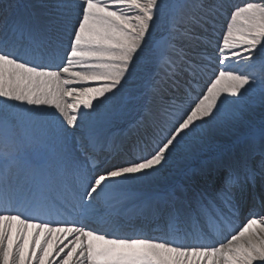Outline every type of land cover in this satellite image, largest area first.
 <instances>
[{
  "label": "snow or ice",
  "instance_id": "1",
  "mask_svg": "<svg viewBox=\"0 0 264 264\" xmlns=\"http://www.w3.org/2000/svg\"><path fill=\"white\" fill-rule=\"evenodd\" d=\"M17 8L0 6V264H264V214L232 227L257 182L264 194V121L247 125L241 157L214 187L144 191L178 159L220 151L212 133L245 125L251 105L264 104V0ZM241 61L246 71L227 67ZM201 71L212 74L197 88ZM141 73L150 117L110 149L115 159H101ZM41 144L47 154L36 159ZM21 168L25 182L12 175Z\"/></svg>",
  "mask_w": 264,
  "mask_h": 264
},
{
  "label": "bare ground",
  "instance_id": "2",
  "mask_svg": "<svg viewBox=\"0 0 264 264\" xmlns=\"http://www.w3.org/2000/svg\"><path fill=\"white\" fill-rule=\"evenodd\" d=\"M30 1H32V0H30ZM35 9L36 8H30V7H26L25 8L24 7V8H22V9H20L18 11V15H20V16H27L30 11H35ZM258 106L261 107V110H264V104L259 103ZM254 107H255V104L253 103L251 105V107H250L249 110L251 112H253V108ZM135 109L136 108L134 107L133 110H135ZM258 111H260V109L257 108V110L254 111V112L257 114ZM220 135H221V138H220ZM227 138H229V134H227L226 131H215V132L212 133V139L218 141V142H214V143L217 144V145H219L220 147L226 145L228 143V141H230V139H231V142H233L235 140V138L233 139V137H230L229 139H227ZM226 139H227V141H224ZM219 142H221V143H219ZM230 143H228V144H230ZM209 154H210V151H198V152H196L190 158L191 159H194V158L196 159L199 156H204V155H209ZM190 158L184 159L183 162L184 163L187 162ZM180 169H181V166L180 167H177L176 170H171L169 172L167 170H164L153 181V183L151 185L147 186V188L144 189V191L149 192V193H159V192H161L163 190H168V189L174 187L176 185V183H177V179H178L179 175L181 174L179 172ZM15 170L21 172L24 176L27 175V172L23 168H21V169H14L13 171H15ZM20 181L21 182H24L23 179L20 180ZM213 235H214V233H213ZM69 239H71V237H69ZM67 242L68 241H65V243H67Z\"/></svg>",
  "mask_w": 264,
  "mask_h": 264
},
{
  "label": "rangeland",
  "instance_id": "3",
  "mask_svg": "<svg viewBox=\"0 0 264 264\" xmlns=\"http://www.w3.org/2000/svg\"><path fill=\"white\" fill-rule=\"evenodd\" d=\"M163 30V29H162ZM162 32V31H161ZM260 102L259 101H256V102H254V104H255V107L253 108V112H251L250 110L249 111H247L246 113H245V121H246V124L245 125H242V126H238L237 128H235L234 130H232V131H226V133L227 134H229V138L230 137H233V139L234 138H237L236 136H243L244 135V133H246L247 131H248V127H247V125L248 124H251V125H256V124H258V123H260V122H262V121H264V110H261V107L260 106H258V104H259ZM257 105V106H256ZM258 109H260V111H258L257 112V114L254 112V111H256L257 110V108ZM127 111V110H126ZM263 113V114H262ZM220 138H221V135H220ZM229 138H227V139H229ZM227 139L226 140H224V141H227ZM214 142H218V141H216V140H213ZM231 142V139H230V141H228V143H230ZM219 143H221V142H219ZM227 143V144H228ZM226 144V145H227ZM41 146H43V145H41ZM211 152V151H210ZM207 156H210V155H207Z\"/></svg>",
  "mask_w": 264,
  "mask_h": 264
}]
</instances>
